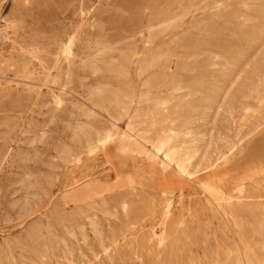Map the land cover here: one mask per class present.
<instances>
[{
  "label": "rangeland",
  "instance_id": "obj_1",
  "mask_svg": "<svg viewBox=\"0 0 264 264\" xmlns=\"http://www.w3.org/2000/svg\"><path fill=\"white\" fill-rule=\"evenodd\" d=\"M39 1L1 2L0 27L5 34L0 38V264H40L29 237L35 229L42 232L45 240H49V232L56 236L57 258L50 264H66L63 243L73 252L76 264H107L99 239L89 225L91 218L100 224L104 244H110L112 232L117 234L119 250L115 264H178L179 261L216 264L236 238L204 193L203 186H219L225 196L239 202L236 207L239 211L264 208V86L257 87L259 83L248 63L250 59L258 61L260 55L251 57L253 52L247 53V29L235 18L245 0H186L182 23L154 41L150 40L148 29L152 27L157 32L164 23H170L171 20L165 19L178 12L176 2ZM50 3L51 7L55 5L54 9ZM69 38L73 45L71 55L67 56L62 43ZM198 43L202 45L200 50H196ZM157 50L164 52L160 66L169 69L166 74L173 81L190 85L225 83L227 79L231 81V63L237 67L232 73L241 72L240 77L226 97L209 111L190 109L200 105V98L185 97L187 92L183 88L172 104L160 111L155 124L146 116H119L110 101L113 93L126 85L137 93L132 111L144 113L153 109L154 104L141 102L142 94L151 93L164 99L169 96L165 90L149 92L142 86L146 79L161 76L163 72L159 69L146 79H139L137 64H133L124 79L116 68L120 53L135 52L137 57H147ZM23 65L28 69L25 73L21 70ZM32 80L41 82L34 85ZM99 91L103 92L101 100L96 99ZM169 129L174 133H190L188 138L198 144L203 139L204 143L217 145V151L211 149L200 167L194 168L190 175H181L173 166L165 167L163 155H154L156 152L151 147ZM83 131L93 141L98 134H109L111 138L106 145L95 144L96 149L90 153L78 140ZM146 133L150 143L137 138L136 152L126 154L120 150L125 139L133 140ZM68 150L75 152V161L64 160ZM134 178L139 182L134 190L117 187L120 180ZM93 181L111 207H117L123 200L136 207L133 238L130 232L126 233L127 238L121 236L130 229L121 217L115 220L100 209L77 203L83 195L81 189ZM165 193H171L169 205L162 196ZM245 218L246 236L250 238L257 224L248 214ZM78 226L85 229V245ZM69 229L76 231L78 242L70 239ZM163 236L165 260L158 263L148 248ZM132 239L140 244L138 260L127 246Z\"/></svg>",
  "mask_w": 264,
  "mask_h": 264
},
{
  "label": "bare ground",
  "instance_id": "obj_2",
  "mask_svg": "<svg viewBox=\"0 0 264 264\" xmlns=\"http://www.w3.org/2000/svg\"><path fill=\"white\" fill-rule=\"evenodd\" d=\"M76 1H74L73 3H75ZM172 1L177 3L178 12L176 14H174V16H172L171 18L165 19V20H171L170 23H168V22L164 23L162 25V27L157 32L156 31L154 32L152 27H150L148 29L151 41H154L162 33L166 32L170 29H173L175 27V25L182 23V20L184 19L185 15H186V12H184V10H183V5L185 4L186 0H172ZM1 2H2V0H0V14L2 11ZM39 2H41V0ZM55 2H56V0H55ZM60 2L58 3L59 5H57L58 7L61 4ZM70 2H71V0H70ZM166 2H169V0L168 1L166 0ZM40 5H42V3ZM76 5L80 6L81 4L80 5L76 4ZM45 6H47V5L45 4ZM74 6H75V4H74ZM74 6H72V7H74ZM58 7H57V9H58ZM42 8H43V6H42ZM48 8L49 7H47V9ZM50 8L54 9L55 5H54V7H51V3H50ZM68 8L69 7H67V9ZM105 9H107V6ZM116 9H120V8H116ZM71 10H73V9H71ZM75 10L77 11V9H75ZM79 10H80V7H79ZM62 12H60V13H62ZM99 12H101V11H99ZM103 12L104 11H102V13ZM78 13L79 12H77V14ZM102 13L100 15H102ZM40 14L42 15V13H40ZM98 14H96V15H98ZM78 16H80V15H78ZM30 18H28V19L30 20ZM148 18H149V16H148ZM235 18L241 20V24L243 26H245V28L247 29V32L245 34L247 53L253 52V55L251 57L256 56V54H258V53L260 55V57H259L260 59L258 61L252 62L250 59V61L248 63L252 67L254 78L256 79L257 83H259V85L257 87L264 86V0H245L244 5L242 7V11L239 12L238 14H236ZM39 19L41 20V18H39ZM0 20H1V16H0ZM33 21L34 20H32V22ZM28 23H30V22L28 21ZM32 25H33V23H32ZM2 26H4V25H2ZM75 30H77V28ZM104 33H106V32H104ZM4 34H5V30L0 27V38H2ZM66 34H69V33H66ZM48 35H51V34H48ZM60 36H61V34H60ZM60 36H58V37H60ZM51 37H54V36H51ZM47 39H48V37H47ZM48 43H50V42H48ZM62 44L64 45L63 53L68 56L70 54V51H71V48L73 45V41H72V39L69 38L68 40H66ZM50 47H52V45ZM50 47H48V48H50ZM53 48H55V47H53ZM74 48H75V46H74ZM201 48H202V45H200V43H198L196 50H198V49L200 50ZM52 50L54 51V49H52ZM56 50H55V52H56ZM49 51H51V50H49ZM57 52H59V51L57 50ZM107 53H108V51H107ZM39 54L40 53H38L37 55H39ZM102 54H99L97 56H101ZM163 54H164V52L162 50H157V52H155L152 55H149L147 57H145V56L137 57V54L135 52H132V53L131 52H124V53L119 54L120 62L117 64L116 68H117V71H119V73L122 75V77L124 79L128 77L130 70H131V66L133 64H137V69H138L137 77L139 79H141V78L146 79L153 71H156L157 69H159L160 72L161 71L163 72V74L161 76L146 79L144 81V83L142 84V86L146 87L149 92H154V90L155 91H162V90L164 91L165 90V91L170 93L169 96L165 99L164 98H157L154 94H151V93L150 94L149 93L142 94L139 98V99H141V102H143V103L147 102V103L154 104V107L151 111H146L143 113V111H140V110L132 111V105H133V103H135L134 99H135L137 93L135 90H131V88L126 85L122 89L113 93L112 100L110 101L111 106H113V108L116 110V113L119 116L125 117V116H128L130 114H135L136 117L146 116V117H148L149 120L152 121V123L154 122V124H155L156 123L155 121H156L157 117L159 116L160 111L166 110L168 108V106L170 104H172L174 99H176V97H177L176 94L178 92H180L181 90H183V88H185L186 92H187L185 94V97L199 96V98H200V105L191 107L190 109H192L193 111H201V110L203 111L204 109L205 110L207 109V111H209L214 106L218 105L219 102L226 97V95L230 91L231 85L237 80V78L240 77L241 72H238L236 74L232 73L234 70H236L237 67L232 65V63H231V81H228V79H227V81L225 83L218 82V81L213 82L211 84H205L203 82H197V83H193L190 85V84H185L182 81H173V80H170L166 74V72L169 69L167 67L160 66V62H161V58L163 57ZM50 55H53V54L50 53ZM54 55H56V53ZM104 55H105V53L103 54V56ZM76 56H78V54ZM139 56H140V54H139ZM57 58L58 57H56V59ZM40 59H38V60L42 62L43 60L42 59L40 60ZM45 60H47V59H45ZM103 60H105V59H103ZM39 61H37V62L39 63ZM93 62H96V61H93ZM54 63H55V61H54ZM43 64H45V61ZM46 64H47V61H46ZM94 65H96V64H94ZM214 65L215 64H213V66ZM47 66H49V65H47ZM84 67H85V64H84ZM90 67L91 66L89 65V69H90ZM60 68H61V66H60ZM95 68H97V67H95ZM21 70H22V72L25 73L28 69L25 65H23ZM48 70L49 69L47 68V71ZM70 71L71 70H69V72ZM19 73H17V74H19ZM64 74H66V73H64ZM20 75H21V73H20ZM59 76H61V75L59 74ZM47 78H49V77H47ZM25 80H26V78H25ZM66 81H68V79H66ZM36 82H38V83H36ZM36 82H35L36 83L35 84L33 81L34 85L39 84V82H41V81H36ZM57 83H58V81H57ZM225 84H227V85H225ZM31 86L33 87V85H31ZM39 87H37V88H39ZM94 87H95V85H94ZM103 87L104 86H102V88ZM99 88H101V87H99ZM91 90L96 91L94 88H91ZM61 91H63V90H61ZM88 91H89V89H88ZM96 95H97L96 99L100 98V100H101L103 97V92L99 91V92H97ZM89 96L92 99L91 95H89ZM21 99H22V97H21ZM253 100H255V99H253ZM186 104H188V102H186ZM86 111H87V109H86ZM181 111H182V109L180 108L179 112H181ZM82 115H83V113H82ZM128 120H129V118H128ZM85 128L88 129V127H86V126H85ZM132 128H133V126H132ZM79 129H81L80 126H79ZM85 132L84 131L82 132V136H80L78 140L80 141L81 144L85 145L86 149H88L90 153L94 152V150L96 149V148H93V146L95 144H99L100 146L106 145V144H108V142L110 141V138H111L109 134H104V135L98 134L97 139L95 141H93L92 138L90 137V135L85 133ZM95 132L97 133V131H95ZM96 133H94V134H96ZM71 136H72V134H71ZM188 136H190V133H187L185 131L179 132V133H174L172 130L169 129V132L167 134H165L164 136H158L155 139V141L151 144V147L156 152V154H154V155H157V156H158V154L163 155L162 161H163V164L165 165V167L173 166V168L176 171H178L181 175H184V176L190 175L191 171L194 168L200 167V165L203 164V162L207 159V156L209 155V151L211 149H213L214 152L217 151V149L215 148L217 145L214 147L211 145L210 142L204 143L203 139H201L199 141V143H201V144H198L195 142L194 139H193V141H191V139H189ZM137 138L146 144L150 143L149 135L147 133L143 134V135H137L133 140L127 138V139H125V141L121 142L120 143V150L126 154L136 152L137 147H138V142L136 140ZM10 152H11V150H10ZM119 154L121 155V153H119ZM64 155H65L64 160H68V161H75L76 160V154L73 151L68 150L65 152ZM124 155H122V156H124ZM7 158H6V160H7ZM65 164H67V163H65ZM120 181L121 182H119L117 185L119 190H130V191H132L135 189V185L139 184V182L136 178L129 180V181H126V182L123 180H120ZM81 190L83 192V195L80 199L77 200V203L81 204L82 206L91 208V209H98V210L100 209V211L102 210L106 216H108L109 218H113L115 220H119L121 217L125 221V223H127L130 226V229L126 232H122L121 236L123 238H127L128 236L126 235V233L130 232V237H132V238L134 237V234H133V232L135 231L134 227L137 223V215H134V214H136L138 211H137L136 207H134L133 204H131L130 202H128L126 200H123V202H121L117 207H111L109 201L104 198L103 192L101 191V189L99 188V186L96 184L95 181L88 183ZM203 191L206 195H208V197L211 200L213 207L215 208L217 213L221 216V218L225 221V225H227L231 229V232L234 234V236L236 238L234 245H231V248H226L223 251V256H224L223 259H220V257H218V261L216 262V264H264V208H261V209L256 208V209L249 210V211H239L236 208L237 205L239 204V202H234L232 197L225 196L222 189L219 186L214 185V184H208V185L203 186ZM162 196L164 197L166 204L169 205V201L171 199V193H165V194H162ZM40 204H42V203H40ZM40 207H41V205H40ZM146 209H147V207H146ZM148 210H149V207H148ZM37 211H39V210H37ZM37 211H34V212H37ZM31 212H33V210ZM21 213H23V212L21 211ZM21 213H20V215H21ZM33 214H35V213H33ZM245 214H248L250 216V219L255 221L257 224V226H255V228L252 230L253 234L250 238H248L246 236V230L245 229H246V223L248 222V220L245 218ZM86 218H88V217H86ZM22 220H24V219H22ZM89 221H90L89 225L92 229V232L99 239L100 248L102 249V254L104 256V261L107 262V264H115V260H116V257L118 255V250H119V248L117 246L118 243L116 240L117 234L112 232L110 244L106 245V244H104L105 241H104V236H103V230H102L100 224L98 223V221L96 219H92V218L89 219ZM19 223H21V222H19ZM21 228H22V226H21ZM78 229H79L80 237H81V239L85 245V243L87 241L85 229L83 226H78ZM131 232H132V234H131ZM67 234L71 237L70 239H74V240H76V242H78L76 231L74 229H69L67 231ZM49 235H50L49 240H47V239L45 240L42 232L39 229L33 230V232L29 235V237L31 238V241H32V249H33L35 258L40 264H50V261L52 259L57 258V256H56L57 246H56V242H55L56 236L50 232H49ZM213 237H214V235H213ZM165 241H166L165 236H163L162 240H160L158 243L155 242L154 245H151V247L148 248V252L157 258L156 262H158V263L162 262V260H165V257L163 256V254L166 251ZM63 246H64V251H65L64 260L66 261V264H76L74 262V254L69 249L68 245L66 243H63ZM127 246L130 247L129 250L132 252V254L134 256H136V259L138 260L139 259L138 248L140 247V244L138 242H136L134 239H132L128 243ZM79 255H81V254L79 253ZM81 256H83V255H81ZM99 263H100V261H99ZM178 264H182L181 261H179ZM190 264H194V263L192 262Z\"/></svg>",
  "mask_w": 264,
  "mask_h": 264
}]
</instances>
